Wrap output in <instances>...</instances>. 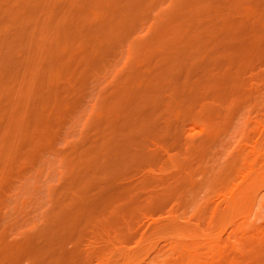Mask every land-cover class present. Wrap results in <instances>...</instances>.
<instances>
[{
    "label": "rangeland",
    "instance_id": "374dc122",
    "mask_svg": "<svg viewBox=\"0 0 264 264\" xmlns=\"http://www.w3.org/2000/svg\"><path fill=\"white\" fill-rule=\"evenodd\" d=\"M263 232L264 0H0V264H264Z\"/></svg>",
    "mask_w": 264,
    "mask_h": 264
},
{
    "label": "bare ground",
    "instance_id": "6f19581e",
    "mask_svg": "<svg viewBox=\"0 0 264 264\" xmlns=\"http://www.w3.org/2000/svg\"><path fill=\"white\" fill-rule=\"evenodd\" d=\"M263 233H264V232H263ZM261 235H263V234H261ZM259 236H260V234H259ZM262 237H263V236H262ZM263 238H264V237H263ZM258 239H259V237H258ZM261 239H262V238L260 237V240H261ZM258 241H259V240H258ZM261 241H262V240H261ZM261 241H260V242H261ZM263 241H264V240H263ZM263 241H262V242H263ZM260 244H261V243H260ZM263 244H264V242H263Z\"/></svg>",
    "mask_w": 264,
    "mask_h": 264
}]
</instances>
